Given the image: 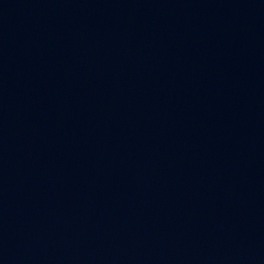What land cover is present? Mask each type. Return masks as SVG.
<instances>
[{"label":"water","instance_id":"water-1","mask_svg":"<svg viewBox=\"0 0 264 264\" xmlns=\"http://www.w3.org/2000/svg\"><path fill=\"white\" fill-rule=\"evenodd\" d=\"M236 11L264 30V0H224Z\"/></svg>","mask_w":264,"mask_h":264}]
</instances>
